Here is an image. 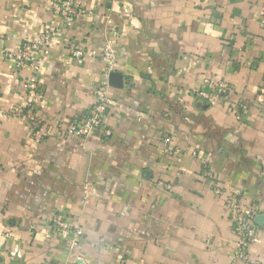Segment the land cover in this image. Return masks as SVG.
I'll use <instances>...</instances> for the list:
<instances>
[{"label": "crops", "instance_id": "obj_1", "mask_svg": "<svg viewBox=\"0 0 264 264\" xmlns=\"http://www.w3.org/2000/svg\"><path fill=\"white\" fill-rule=\"evenodd\" d=\"M58 1L0 0V112L25 104L29 74L1 53L47 28L38 118L85 117L110 45L111 137L35 142L24 118L0 116V264H244L224 203L239 191L264 216V0H81L71 20L53 13ZM214 78L232 91L209 105L198 93ZM164 136L180 154L163 153ZM54 214L81 227L77 246L49 226ZM259 228L247 264H264Z\"/></svg>", "mask_w": 264, "mask_h": 264}, {"label": "built area", "instance_id": "obj_2", "mask_svg": "<svg viewBox=\"0 0 264 264\" xmlns=\"http://www.w3.org/2000/svg\"><path fill=\"white\" fill-rule=\"evenodd\" d=\"M52 10L55 15L67 20L75 19L86 12L81 0H59L52 4ZM52 39L53 32L46 28L35 40L21 44L15 51H3L1 53V58L9 69L16 72L27 69L29 74L21 85V90L25 96V104L15 107L6 113L0 112V116L12 115L24 118L29 126L30 137L35 142H41L48 137H55L64 141H83L91 137H98L101 141L107 140L111 137V130L105 123L111 102L109 96L111 88L110 75L115 72L116 65V53L110 45L105 46L98 54L99 59L104 64V69L101 73L99 85L94 91V103L85 117L81 120L55 121L52 123H44L38 118L37 106L42 100V92L37 80L39 60L49 53ZM71 54L75 58H80L84 55L79 48H74ZM90 55L96 56L95 53ZM210 84L212 92L202 91L198 93V96L209 105H215L219 98H227L232 91L231 87L222 80L214 78ZM245 111L246 106L238 104L234 111L235 119L240 120ZM162 142L165 155L173 156L181 153V150L174 145L171 137L164 136ZM196 155V152L192 153V156L195 157ZM204 167L206 168L205 164ZM209 177L212 178V175L209 174ZM215 184V194L221 195L224 193V190L217 183ZM158 186L164 187V184L159 182ZM165 188L169 189L167 186ZM84 203H87V201H84ZM224 209L235 236L234 260L247 264L250 262V247L261 243L260 228L255 222V218L258 216L257 212L244 201L239 191L227 192ZM47 221L55 233H60L70 238L72 247L77 246L83 232L76 222L69 221L64 214H54ZM75 264L89 263L84 258L76 257ZM253 264L257 263L253 262Z\"/></svg>", "mask_w": 264, "mask_h": 264}, {"label": "water", "instance_id": "obj_3", "mask_svg": "<svg viewBox=\"0 0 264 264\" xmlns=\"http://www.w3.org/2000/svg\"><path fill=\"white\" fill-rule=\"evenodd\" d=\"M118 77H120L119 74L113 72L111 75H110V83L111 85L113 84L114 80L117 79ZM255 222L258 226H262V224L264 223V216L262 215H258L256 218H255Z\"/></svg>", "mask_w": 264, "mask_h": 264}]
</instances>
